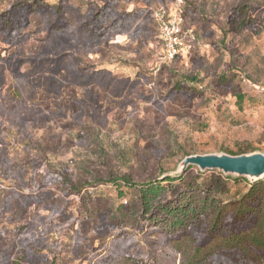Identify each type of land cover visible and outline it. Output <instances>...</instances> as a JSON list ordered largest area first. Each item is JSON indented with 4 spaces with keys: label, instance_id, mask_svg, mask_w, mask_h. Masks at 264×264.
<instances>
[{
    "label": "rangeland",
    "instance_id": "rangeland-1",
    "mask_svg": "<svg viewBox=\"0 0 264 264\" xmlns=\"http://www.w3.org/2000/svg\"><path fill=\"white\" fill-rule=\"evenodd\" d=\"M13 1L0 0V11ZM103 1L44 0L67 4L71 32L49 31L34 13L17 46L0 36L1 262L16 242L12 228L29 223L31 236L39 229L48 233L52 264H127L126 256L179 264L164 232L141 219L137 188L113 180L142 184L176 176L191 155L240 149L264 154V0H185L184 30L192 29L194 38L190 51L172 61L164 59L153 19L160 0L111 3L118 14L145 11L133 19L135 36L116 34L95 43L82 34L89 4ZM245 4L258 32L250 22L237 30L241 18L227 22L231 8ZM14 52L24 58L18 73ZM61 53L66 58L57 62ZM40 55L50 63L39 65ZM185 77L197 79L194 92L176 87ZM235 93L243 94L242 103ZM185 173L221 202L239 199L252 184L194 166ZM56 175L86 187L74 193L49 184ZM182 189L175 182L168 196ZM32 194L41 202L25 207ZM236 228L248 229L240 223ZM242 254L218 251L206 264H252L255 253Z\"/></svg>",
    "mask_w": 264,
    "mask_h": 264
},
{
    "label": "trees",
    "instance_id": "trees-1",
    "mask_svg": "<svg viewBox=\"0 0 264 264\" xmlns=\"http://www.w3.org/2000/svg\"><path fill=\"white\" fill-rule=\"evenodd\" d=\"M113 1L105 0L101 5L91 2L88 6L85 20L80 25V32L95 43L116 34L135 36L139 32L138 22L133 19L145 11L118 14L111 8ZM160 1L168 3L171 0ZM66 8V3L49 5L44 0H14L7 9L0 11V36L3 43L7 46H17L24 41L26 36H22L21 32L29 26V17L34 13L44 18L49 31L59 35L71 32L70 24L64 19ZM251 12L248 4L236 5L231 8L227 22L234 25L233 22L241 18V27L238 28L235 24L237 30L248 27L245 24L250 22L249 27L258 32L260 26L255 14ZM10 57L15 61L14 73H18L19 67L24 64V58L19 57L15 52ZM65 58L66 56L61 53L55 59L60 62ZM37 60L39 65L50 63L43 55L38 56ZM30 61L34 64L35 57ZM103 73L105 72L96 74ZM195 82H197L196 78L185 77L177 83L176 87L194 92L195 87L191 84ZM220 83H226V81L220 78ZM234 96L237 103L243 102V94L235 93ZM246 153L247 150L240 149L229 154ZM191 167L189 166L185 172ZM185 172L178 176L155 178L142 184H134L125 177L114 179L113 182H121L127 187L137 188L141 219L149 226L158 227L164 232L172 248L180 255L179 264H206L218 251L238 253V250L243 251L242 257L254 252L256 256H252V260L249 261L252 264L264 262V257L260 256L264 253V182L257 181L250 184L248 190L239 199L221 202L215 197L210 187L204 188L199 183L198 177L187 178ZM51 182L59 183L64 187L69 186V191L74 193H81L86 187L84 182L70 183L63 175L50 178L48 183ZM175 182H179L183 189L174 197H169L168 192L171 191ZM25 200H29L25 207L41 202L36 194L26 196ZM1 204L4 205V202L2 201ZM239 223L244 224L248 229L238 231L236 226ZM29 226L31 225L26 223L12 228L16 242L10 247L12 249L7 251L5 260L0 261V264H52L54 262V257H50L48 253L51 244L47 243L46 230L39 229L38 235L31 236L28 233ZM196 229H200V234L195 236L193 231ZM199 236L204 238L203 241H198ZM126 260L127 264H157L153 260L147 261L128 256Z\"/></svg>",
    "mask_w": 264,
    "mask_h": 264
},
{
    "label": "built area",
    "instance_id": "built-area-1",
    "mask_svg": "<svg viewBox=\"0 0 264 264\" xmlns=\"http://www.w3.org/2000/svg\"><path fill=\"white\" fill-rule=\"evenodd\" d=\"M183 3L184 0H171L159 4L153 11L158 39L166 61L175 60L192 47L193 31L184 30V17L181 11Z\"/></svg>",
    "mask_w": 264,
    "mask_h": 264
},
{
    "label": "water",
    "instance_id": "water-1",
    "mask_svg": "<svg viewBox=\"0 0 264 264\" xmlns=\"http://www.w3.org/2000/svg\"><path fill=\"white\" fill-rule=\"evenodd\" d=\"M189 166L197 167L200 172L218 171L225 176L249 178L254 183L264 176V154L191 155L183 159L178 175L184 173Z\"/></svg>",
    "mask_w": 264,
    "mask_h": 264
},
{
    "label": "bare ground",
    "instance_id": "bare-ground-1",
    "mask_svg": "<svg viewBox=\"0 0 264 264\" xmlns=\"http://www.w3.org/2000/svg\"><path fill=\"white\" fill-rule=\"evenodd\" d=\"M264 177V176H263Z\"/></svg>",
    "mask_w": 264,
    "mask_h": 264
}]
</instances>
